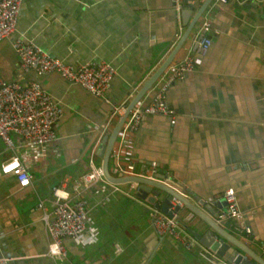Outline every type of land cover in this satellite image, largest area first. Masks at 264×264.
Returning <instances> with one entry per match:
<instances>
[{
    "label": "crops",
    "instance_id": "1",
    "mask_svg": "<svg viewBox=\"0 0 264 264\" xmlns=\"http://www.w3.org/2000/svg\"><path fill=\"white\" fill-rule=\"evenodd\" d=\"M203 1L181 0L178 13L174 0H22L16 32L0 40V72L9 81L37 80L63 114L55 142L35 154L29 187L20 188L14 176L0 174V256L10 258V264H215L200 254L205 247L200 242L186 249L170 235L157 241L148 215L128 233L132 223L124 218L126 201L136 200L103 183L87 192L85 237L93 240L65 239L63 260L47 255L50 237L42 215L52 217L51 188L63 182L71 187L89 172L91 156L101 166L100 157L96 162L99 144L92 150L111 106L56 73H23L12 47L22 34L73 65L109 62L116 73L106 96L110 103L129 102L182 36V10L193 7L190 21ZM202 16L211 23L209 50L202 56L194 52L192 36L203 32L199 22L175 58L191 56L196 67L166 92L176 121L171 124L161 114L142 119L133 141L135 167L156 161L159 172L169 174L188 199L204 210L194 197L199 196L215 214L224 211V192L233 188L251 232L238 230L231 219L219 224L264 258V0H212ZM152 95L153 89L141 101L150 102ZM7 155L0 139V163ZM39 200L43 208H37ZM96 211L98 225L90 216ZM188 222L201 234L208 230L195 215ZM101 226L113 235L103 236ZM124 233L127 244L121 239L125 246L120 244L122 252L116 254L109 241ZM149 246L153 251L146 258Z\"/></svg>",
    "mask_w": 264,
    "mask_h": 264
},
{
    "label": "built area",
    "instance_id": "2",
    "mask_svg": "<svg viewBox=\"0 0 264 264\" xmlns=\"http://www.w3.org/2000/svg\"><path fill=\"white\" fill-rule=\"evenodd\" d=\"M21 4L22 0H0V40L16 32ZM174 7L179 13L182 8L181 0H174ZM200 27L203 31L202 37L197 41L194 49L198 56L205 55L212 42L209 35L210 21L203 20ZM179 29H181L180 26ZM12 47L23 73L32 72L35 75L56 73L66 81L79 84L88 93L110 104L109 115L104 120L99 137L93 146L92 153H94L102 136L111 131L112 122L124 113L128 103L126 100L116 104L110 103L106 96L116 68L106 61L70 64L53 57L34 40L25 39L22 34H17L14 37ZM195 67V59L191 56H185L179 60L174 59L157 80L156 87L152 88L153 95L150 102L144 103L140 100L129 111L110 154V158L114 160V167L109 170L114 176H138L170 185V175L161 174L156 161L147 165L143 164L139 169H136L133 141L142 119L146 115H166L170 117L171 124L175 123L176 112L168 104L166 92L172 83L193 72ZM62 114V106L53 100L40 82L37 80L9 81L0 72V139L9 154L0 163V174L14 176L20 188L29 187L32 184L30 165L35 154H42L57 139L55 126ZM89 167V172L75 180L71 187H67V183L63 182L61 185L51 188L50 201L53 205V214L51 219L46 212L42 215L50 237L47 246L48 256L53 259H65L67 256L65 239L87 242L93 240L92 235L88 240L85 237L89 230L87 192L98 183L106 184L112 188V191L123 192L126 196L143 203L154 232L158 236L170 235L186 249L199 244V240L184 226V224L188 225L193 213L184 208L183 203L176 197H171L166 212H164L161 205L165 202L166 197L162 201L159 200L161 190L157 195L156 202L158 204L156 205V202L150 204L137 196L140 186L137 181H127L121 184L110 183L105 178L101 166L95 164L92 156ZM120 185H126L127 189H121ZM183 196L185 195L183 194ZM224 200L227 210L218 211L215 214L216 222L220 223L222 219H231L238 230L250 233L251 228L246 222L244 212L239 208L233 188L225 190ZM177 206L183 209H176ZM43 207L44 200H39L37 208ZM114 252L116 254L122 252L120 243L114 244ZM200 254L211 263L219 264L221 261L220 257L206 247H202ZM216 260L219 262L216 263ZM9 261L10 258L0 256V264H10Z\"/></svg>",
    "mask_w": 264,
    "mask_h": 264
},
{
    "label": "water",
    "instance_id": "3",
    "mask_svg": "<svg viewBox=\"0 0 264 264\" xmlns=\"http://www.w3.org/2000/svg\"><path fill=\"white\" fill-rule=\"evenodd\" d=\"M211 1L212 0H204L190 21L188 19V16L193 11V7L190 6L188 10H182V23L184 26H186L182 36L180 37L176 45L172 48L170 53L152 72V74L143 81L142 86L140 87L136 95L132 98V100L127 103L126 110L116 120L111 131L101 138L98 148L96 150V154L102 159L101 168L105 178L110 183L121 184L127 181H137L138 183H140L137 196L141 199H144L147 203L150 204L156 202L159 190L163 191L167 195L165 202L161 205V209L164 212H166L171 197H176L179 201H181L183 203L184 208L190 210L193 215L197 216L200 220H202V222H204L208 226V230L201 234L196 231L193 227H190L187 224H184V226L199 240V242L203 246H205L210 251L214 252L216 256L222 259L221 261L223 262H219V264H264V258H262V256L259 255L252 247H250L240 238L228 232L224 227H222L221 224L216 222V220L214 219L215 212L212 204L207 203L204 199H201L199 196H194L198 200L199 204L204 207V210H207V213L203 209L196 206L190 199L187 198V196H183V194L185 195V190L180 189L179 186H177L173 180H171L169 182L170 185H168L163 184L162 182L157 180H149L138 176H114L109 170L111 150L117 139V134L122 124L124 123L129 111L138 101L143 98V96H145L153 88L157 80L160 78L161 74L176 58L179 50L193 35L191 34V32L194 26L197 23L203 21L202 15ZM201 37L202 34H199L196 37L195 35L192 36V39L194 41L193 49H195L197 41ZM188 194L191 195V192L189 191ZM157 204L158 203L156 202V205ZM176 209L183 208H179L177 206ZM152 235L157 238V241L162 239V236H158L155 232H153ZM152 249L153 248L149 246L148 249L145 251L144 255L146 258L151 257L153 251Z\"/></svg>",
    "mask_w": 264,
    "mask_h": 264
},
{
    "label": "rangeland",
    "instance_id": "4",
    "mask_svg": "<svg viewBox=\"0 0 264 264\" xmlns=\"http://www.w3.org/2000/svg\"><path fill=\"white\" fill-rule=\"evenodd\" d=\"M96 162H98L99 163V157H97V159H96ZM120 188H122V189H124V190H126L127 189V186L126 185H120ZM161 194L162 195H165V193L164 192H161ZM164 199V196H160V198H159V200L160 201H162ZM135 200V199H134ZM138 202V201H137ZM136 201L135 202H133V201H131V200H127L126 201V205H127V207H128V213H125L124 214V218H126L129 222H131L132 223V226H130L129 224H127V228H129V232L128 233H131V230H134L135 229V223H137V222H139L140 220H142L143 218L146 220L147 218H148V214H147V211L145 212V208H143V205H141V204H139V203H137ZM143 204V203H142ZM225 209H226V207H225ZM224 209V211H226ZM99 211H96V212H92L91 214H90V216H91V219H92V221H93V223H94V225H98L97 223H98V220H99V213H98ZM103 214V213H102ZM102 219H104V220H107L108 218L107 217H102ZM106 228V229H105ZM101 230L102 231H100L102 234H103V236H104V234H106V233H109L110 235H108V237H111L112 235H113V233L114 232H110V230H109V228H107V227H104V226H101ZM108 230V231H107ZM126 234L127 233H124V235H122V236H120L121 238H118V237H114V238H112L109 242H110V245H114V243L115 242H118V243H120L122 246H125V244H124V242L127 244V242L125 241V239H126ZM100 237V236H99ZM124 240V242H122V240ZM102 241V240H101Z\"/></svg>",
    "mask_w": 264,
    "mask_h": 264
},
{
    "label": "clouds",
    "instance_id": "5",
    "mask_svg": "<svg viewBox=\"0 0 264 264\" xmlns=\"http://www.w3.org/2000/svg\"><path fill=\"white\" fill-rule=\"evenodd\" d=\"M114 126V125H113ZM113 128V127H112ZM144 200V199H143ZM145 201V200H144Z\"/></svg>",
    "mask_w": 264,
    "mask_h": 264
}]
</instances>
